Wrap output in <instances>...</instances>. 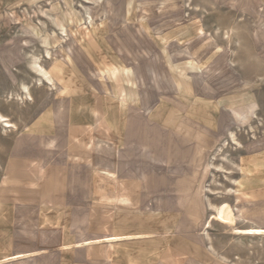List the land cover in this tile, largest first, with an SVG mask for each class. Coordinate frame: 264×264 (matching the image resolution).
I'll return each mask as SVG.
<instances>
[{
  "label": "rangeland",
  "instance_id": "rangeland-1",
  "mask_svg": "<svg viewBox=\"0 0 264 264\" xmlns=\"http://www.w3.org/2000/svg\"><path fill=\"white\" fill-rule=\"evenodd\" d=\"M36 55L54 85H38ZM93 90L180 121L197 143L195 176L159 189L185 187L195 196L172 217L149 216L155 237L122 251L138 262L148 255L149 264H264V238L231 234L264 226V0H0V113L16 126L4 131L0 123V212L13 207L14 190L28 191L29 180L43 188L66 174L55 142L35 134L52 99ZM14 175L25 184L13 185ZM92 217L107 230L108 213Z\"/></svg>",
  "mask_w": 264,
  "mask_h": 264
},
{
  "label": "crops",
  "instance_id": "crops-1",
  "mask_svg": "<svg viewBox=\"0 0 264 264\" xmlns=\"http://www.w3.org/2000/svg\"><path fill=\"white\" fill-rule=\"evenodd\" d=\"M94 92L59 94L45 109L43 131L35 135L55 142L68 170L43 188L29 180L28 191H13V207L0 212V264H149L148 255L138 262L122 247L155 237L149 216L172 217L195 196L185 187L159 190L166 180L179 185L196 173L197 143L180 121ZM12 182L25 184L16 175ZM103 213L110 217L102 232L92 216ZM139 233L150 236L79 243Z\"/></svg>",
  "mask_w": 264,
  "mask_h": 264
},
{
  "label": "bare ground",
  "instance_id": "bare-ground-1",
  "mask_svg": "<svg viewBox=\"0 0 264 264\" xmlns=\"http://www.w3.org/2000/svg\"><path fill=\"white\" fill-rule=\"evenodd\" d=\"M91 16V15H90ZM90 16H88V17H90ZM87 17V18H88ZM89 20V19H88ZM90 21V20H89ZM91 22V21H90ZM92 23V22H91ZM63 32L65 33V35H68V32L65 30V29H63ZM202 34H204L203 32H201ZM65 37V36H64ZM66 45H67V43H66ZM186 47V46H185ZM189 48V47H188ZM45 51V50H44ZM50 50H46V55H48V57L47 56H44L45 58H50L51 59V53L49 52ZM190 53V52H189ZM190 57V56H189ZM33 60H34V66H33V69H34V71L36 72V75L35 76H37V78H36V80H37V83H38V85L39 84H41L42 85V83H46V84H52V85H54L53 84V78H52V76L47 72V70L45 69V67L42 65V61L44 62V60H42V58H41V56H39V55H36V56H34V58H32ZM32 64V65H33ZM31 67V66H30ZM36 67V68H35ZM96 71H97V73H98V75L100 76V78L103 76V74L99 71V70H97V69H95ZM55 87V86H54ZM21 88L23 89V91L24 92H28V86L26 85V84H22L21 85ZM28 95V94H27ZM26 95V96H27ZM20 97V96H19ZM23 97V96H22ZM27 97H29V96H27ZM29 98H31V97H29ZM28 100V99H27ZM0 123H1V127H3L4 128V131H7V129L9 128L10 130H12V129H15V124H13L5 115H2L1 113H0ZM16 130V129H15ZM230 132V131H229ZM231 135H233V133H232V131H231ZM232 137V136H231ZM232 139H234L233 137H232ZM231 139V140H232ZM234 141V140H233ZM51 142H53V141H51ZM232 143H234V142H232ZM237 144V143H236ZM240 144V143H239ZM231 145V144H230ZM220 146V145H219ZM222 146L223 145H221L220 147H217L218 149L220 148H222ZM217 149V150H218ZM219 149V150H220ZM216 158V157H215ZM213 160V159H212ZM210 165V164H209ZM213 165V164H212ZM218 165V164H217ZM210 167H216V165L214 166H211L210 165ZM216 169V168H215ZM226 174H228V173H226ZM227 176V175H226ZM210 203V202H209ZM208 205H211V211L212 212H219V214H220V217L222 218V219H225V220H228V219H231V216L226 212V210L225 209H223V208H219L217 205H213V204H208ZM209 207V206H208ZM222 213V214H221ZM232 230V232H231V234H234V235H238V236H241V235H246V236H249V235H255V236H259V238H264V226H259V225H248V226H246V227H240V228H233V229H231ZM205 232H206V234H208L207 233V231L206 230H204Z\"/></svg>",
  "mask_w": 264,
  "mask_h": 264
}]
</instances>
